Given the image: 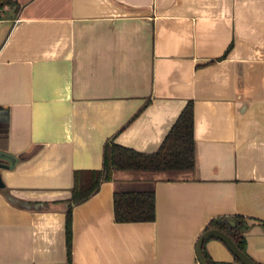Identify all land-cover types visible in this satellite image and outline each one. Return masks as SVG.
Here are the masks:
<instances>
[{
  "label": "crops",
  "instance_id": "1",
  "mask_svg": "<svg viewBox=\"0 0 264 264\" xmlns=\"http://www.w3.org/2000/svg\"><path fill=\"white\" fill-rule=\"evenodd\" d=\"M15 1L0 19V264H200L219 215L246 219L264 264V0ZM189 100L193 166L112 169L72 206L68 255L74 171L100 169L108 141L156 151ZM147 191L153 220L115 219V192Z\"/></svg>",
  "mask_w": 264,
  "mask_h": 264
},
{
  "label": "trees",
  "instance_id": "2",
  "mask_svg": "<svg viewBox=\"0 0 264 264\" xmlns=\"http://www.w3.org/2000/svg\"><path fill=\"white\" fill-rule=\"evenodd\" d=\"M17 5L15 0H0V8ZM2 17H0L1 19ZM194 164L193 105L189 100L178 115L159 148L144 153L108 141L103 149V161L100 169H78L74 171L72 194L66 211V239L68 255L71 244V208L96 192L99 184L110 179L112 169L122 168H190ZM114 215L117 221L153 220L155 215L154 193L115 192ZM232 221V222H231ZM218 228L227 232L236 245L246 252V219L241 215H219L209 219L204 229ZM202 245L203 254L209 264H230L214 261ZM235 260L239 261L236 257Z\"/></svg>",
  "mask_w": 264,
  "mask_h": 264
},
{
  "label": "water",
  "instance_id": "3",
  "mask_svg": "<svg viewBox=\"0 0 264 264\" xmlns=\"http://www.w3.org/2000/svg\"><path fill=\"white\" fill-rule=\"evenodd\" d=\"M10 161H11V164L9 166H12L14 163L12 162V159ZM210 238H216L222 241L226 245V247L230 250L232 255L236 257L242 264H263L253 259L246 252L242 251L236 245L232 237L227 232L220 230L218 228L205 229L198 235L196 243H195V252H196V256L200 264H209L203 254L202 245L204 241H207Z\"/></svg>",
  "mask_w": 264,
  "mask_h": 264
},
{
  "label": "rangeland",
  "instance_id": "4",
  "mask_svg": "<svg viewBox=\"0 0 264 264\" xmlns=\"http://www.w3.org/2000/svg\"><path fill=\"white\" fill-rule=\"evenodd\" d=\"M10 8H12V6H10V5H6L3 8H0V17L6 16V14L9 13ZM3 28H4V26L2 24H0V39L2 37V30H4Z\"/></svg>",
  "mask_w": 264,
  "mask_h": 264
}]
</instances>
